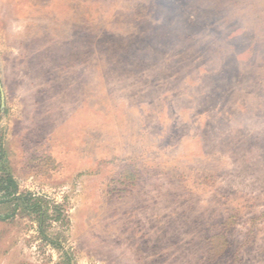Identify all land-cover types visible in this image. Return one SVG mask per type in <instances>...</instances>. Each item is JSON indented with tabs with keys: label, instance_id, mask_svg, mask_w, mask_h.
Listing matches in <instances>:
<instances>
[{
	"label": "rangeland",
	"instance_id": "374dc122",
	"mask_svg": "<svg viewBox=\"0 0 264 264\" xmlns=\"http://www.w3.org/2000/svg\"><path fill=\"white\" fill-rule=\"evenodd\" d=\"M0 86V264H264V0H0Z\"/></svg>",
	"mask_w": 264,
	"mask_h": 264
},
{
	"label": "trees",
	"instance_id": "16d2710c",
	"mask_svg": "<svg viewBox=\"0 0 264 264\" xmlns=\"http://www.w3.org/2000/svg\"><path fill=\"white\" fill-rule=\"evenodd\" d=\"M10 181V184H13V181L12 180H9ZM8 195H12V194H9L8 193ZM5 201V200H4ZM0 203H2V202H0ZM1 218V217H0Z\"/></svg>",
	"mask_w": 264,
	"mask_h": 264
},
{
	"label": "water",
	"instance_id": "95a60500",
	"mask_svg": "<svg viewBox=\"0 0 264 264\" xmlns=\"http://www.w3.org/2000/svg\"><path fill=\"white\" fill-rule=\"evenodd\" d=\"M0 88H1V86H0Z\"/></svg>",
	"mask_w": 264,
	"mask_h": 264
}]
</instances>
